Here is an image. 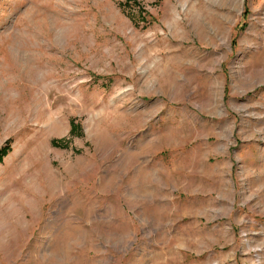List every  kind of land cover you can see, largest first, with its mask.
Returning a JSON list of instances; mask_svg holds the SVG:
<instances>
[{
  "label": "rangeland",
  "instance_id": "374dc122",
  "mask_svg": "<svg viewBox=\"0 0 264 264\" xmlns=\"http://www.w3.org/2000/svg\"><path fill=\"white\" fill-rule=\"evenodd\" d=\"M0 264H264V0H0Z\"/></svg>",
  "mask_w": 264,
  "mask_h": 264
},
{
  "label": "trees",
  "instance_id": "16d2710c",
  "mask_svg": "<svg viewBox=\"0 0 264 264\" xmlns=\"http://www.w3.org/2000/svg\"><path fill=\"white\" fill-rule=\"evenodd\" d=\"M6 151H7L6 149L0 150V162L2 161L3 156L5 155Z\"/></svg>",
  "mask_w": 264,
  "mask_h": 264
}]
</instances>
